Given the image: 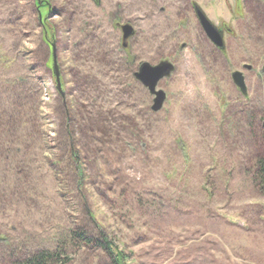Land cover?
<instances>
[{
  "label": "rangeland",
  "instance_id": "obj_1",
  "mask_svg": "<svg viewBox=\"0 0 264 264\" xmlns=\"http://www.w3.org/2000/svg\"><path fill=\"white\" fill-rule=\"evenodd\" d=\"M46 1L64 94L34 0H0V237L13 241L0 239V261L59 228L91 230L93 212L133 264H264V197L245 175L254 150L244 127L245 112L264 108V0ZM196 6L225 49L207 38ZM125 23L135 29L127 47ZM164 60L174 70L153 111L134 73ZM63 100L85 109V198L69 162L57 165L67 153ZM71 247L62 264L109 263Z\"/></svg>",
  "mask_w": 264,
  "mask_h": 264
},
{
  "label": "trees",
  "instance_id": "obj_2",
  "mask_svg": "<svg viewBox=\"0 0 264 264\" xmlns=\"http://www.w3.org/2000/svg\"><path fill=\"white\" fill-rule=\"evenodd\" d=\"M34 2L37 11L43 17V24H41L44 41L46 44L51 42L55 43L53 34L54 28L49 27L47 23L48 18H46L50 7L49 3L46 0H34ZM61 82L63 90L65 91V84L62 77ZM61 109L64 119L63 127L66 129L65 152L67 153H65L63 157H60L59 161H57V165H59L61 161L69 162V171H71L74 176V191L79 198H85L86 174L83 169V157L79 150V139L77 136L79 132H86V128L83 127L86 117L82 116L85 109L81 110V106L78 105L76 100H63ZM77 110L78 112L76 113ZM245 116L247 119V126L244 125V127L247 132V140L254 150L253 156L250 161H248L249 164L245 175L249 178L250 183L258 195L264 197V108L255 112H245ZM229 118H232L230 111L228 117L226 115V119ZM78 123L80 125H78ZM231 126L232 125H229V127ZM89 214L91 216L90 218L95 223L91 230L87 231L86 227L83 225H75L66 230H61L59 228L56 232V237H53L46 245L43 244V246L36 248L34 251H20L19 256H16V253L11 251L8 255L9 260H1L0 264H62L64 258L69 256L68 248H71L72 252V244L76 246L78 244L79 249L99 250L109 260L108 264H133L130 260V255L126 253L125 249L120 246L117 240L111 238L105 226L101 223L97 225V218L94 213L89 212ZM0 239L6 240L8 244H13V241L9 237H0ZM79 249L73 252L77 253Z\"/></svg>",
  "mask_w": 264,
  "mask_h": 264
},
{
  "label": "water",
  "instance_id": "obj_3",
  "mask_svg": "<svg viewBox=\"0 0 264 264\" xmlns=\"http://www.w3.org/2000/svg\"><path fill=\"white\" fill-rule=\"evenodd\" d=\"M195 12L202 30L204 31L207 38L220 50L225 49V40L223 31L218 28L204 13V11L198 6L195 7ZM122 31V43L124 47L128 45V39L134 34V27L125 23L121 26ZM52 52V63L53 73L56 81V87L61 94L63 93L61 76L58 68L56 59V47L55 43L51 42ZM247 69H251V65L246 64ZM174 70V64L168 60L160 61L159 63L152 65L148 62L140 64L138 71L134 73L135 77L148 89L149 93L152 94L153 104L151 106L153 111L160 110L166 100V93L164 90L158 88V83L165 77H168ZM264 72V68H263ZM232 80L236 87L241 91L243 95L248 93L247 83L245 75L240 70H235L231 74Z\"/></svg>",
  "mask_w": 264,
  "mask_h": 264
},
{
  "label": "flooded vegetation",
  "instance_id": "obj_4",
  "mask_svg": "<svg viewBox=\"0 0 264 264\" xmlns=\"http://www.w3.org/2000/svg\"><path fill=\"white\" fill-rule=\"evenodd\" d=\"M219 49V48H218ZM139 68V67H138ZM137 71H138V69H137Z\"/></svg>",
  "mask_w": 264,
  "mask_h": 264
}]
</instances>
